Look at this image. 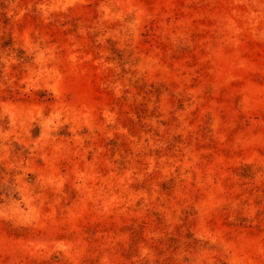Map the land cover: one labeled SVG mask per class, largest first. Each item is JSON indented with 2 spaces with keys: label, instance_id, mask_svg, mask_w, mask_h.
I'll return each mask as SVG.
<instances>
[{
  "label": "rangeland",
  "instance_id": "obj_1",
  "mask_svg": "<svg viewBox=\"0 0 264 264\" xmlns=\"http://www.w3.org/2000/svg\"><path fill=\"white\" fill-rule=\"evenodd\" d=\"M0 264H264V0H0Z\"/></svg>",
  "mask_w": 264,
  "mask_h": 264
}]
</instances>
